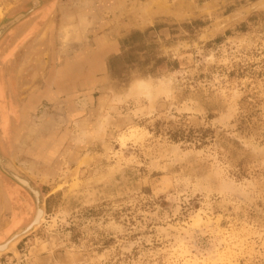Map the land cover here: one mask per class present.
<instances>
[{"label": "rangeland", "instance_id": "obj_1", "mask_svg": "<svg viewBox=\"0 0 264 264\" xmlns=\"http://www.w3.org/2000/svg\"><path fill=\"white\" fill-rule=\"evenodd\" d=\"M41 5L0 39V144L44 215L0 264H264V0ZM36 208L0 168V244Z\"/></svg>", "mask_w": 264, "mask_h": 264}, {"label": "flooded vegetation", "instance_id": "obj_2", "mask_svg": "<svg viewBox=\"0 0 264 264\" xmlns=\"http://www.w3.org/2000/svg\"><path fill=\"white\" fill-rule=\"evenodd\" d=\"M42 1L43 0H32L31 1V7L29 8V10L27 12L19 14V15L13 17L12 19L7 20L4 23H2L0 25V39H2L8 32H10V30L15 28L18 24H20L21 22L26 20L31 14H33L38 9H40V7L42 6L41 5ZM3 93H4V82L2 81V82H0V96H2ZM3 104L6 105L4 102H3ZM1 105L2 104L0 103V106ZM0 110H3V109H0ZM9 110H13V108L10 106ZM9 162H10V160L8 159L5 151L2 149V146L0 144V168L2 166H8V165L10 166ZM18 180L20 181V183H18L20 188H22L24 191L28 192L31 195V197L34 199V201L36 202V205H39V202H40L39 193L33 187L31 182H29L23 176H20V175H18Z\"/></svg>", "mask_w": 264, "mask_h": 264}, {"label": "water", "instance_id": "obj_3", "mask_svg": "<svg viewBox=\"0 0 264 264\" xmlns=\"http://www.w3.org/2000/svg\"><path fill=\"white\" fill-rule=\"evenodd\" d=\"M1 170L10 178H12L17 183H20L18 180V173L11 166H2ZM44 215V209L42 205H37L35 216L32 222L26 226L24 229L19 230L13 234L6 242L0 244V254H4L10 250V248L15 245L18 241L25 238L29 235L34 229L38 228L42 222Z\"/></svg>", "mask_w": 264, "mask_h": 264}, {"label": "bare ground", "instance_id": "obj_4", "mask_svg": "<svg viewBox=\"0 0 264 264\" xmlns=\"http://www.w3.org/2000/svg\"><path fill=\"white\" fill-rule=\"evenodd\" d=\"M90 26H91V23L88 20V18L81 17L80 22L78 23L77 27H70V26L63 27L60 33V44H59L61 47V51L65 53L68 50L70 44L76 42L75 40L79 41V38L81 37V35H85L88 29L90 28Z\"/></svg>", "mask_w": 264, "mask_h": 264}]
</instances>
